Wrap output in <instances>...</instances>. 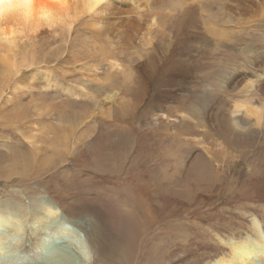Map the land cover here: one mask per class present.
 Here are the masks:
<instances>
[{"label": "rangeland", "instance_id": "1", "mask_svg": "<svg viewBox=\"0 0 264 264\" xmlns=\"http://www.w3.org/2000/svg\"><path fill=\"white\" fill-rule=\"evenodd\" d=\"M217 1L100 0L99 14L83 12L79 2L83 16L70 32L67 27L32 39L20 35L10 47L0 42V264L31 263L42 252L36 243L42 239L67 252L69 263L108 264L98 262L96 237L103 234L108 244L127 233L133 238L132 223L116 213L131 205L128 191L121 194L129 175V187L142 194V186L149 185L153 204L168 207L172 216L167 220L184 231L178 236L184 239L190 228L201 230L199 245H192L187 256L212 252L211 258L231 261L230 242L255 239V226L264 222V149L259 154L250 148L252 153L244 151L239 159L221 139H209L206 127L199 130L189 114L190 103L204 90L199 68L237 66L239 51L250 45L248 33L256 31L238 28L242 39L231 43L238 37L229 31L230 23L205 19L204 11L216 8ZM165 33L169 43L162 39ZM254 39L264 43L261 34ZM18 62L22 66L7 78L9 64ZM166 118L169 125L159 135L155 131ZM139 133L154 145L155 179L139 161L131 167L136 158L149 155L120 154L110 167L90 159L94 144L106 137L124 136L131 146L142 140ZM200 154L206 165L196 163ZM162 164L168 166L167 179H162ZM250 167L256 168L254 174L247 172ZM129 169L135 174L126 173ZM44 206L58 209L66 221L35 214ZM156 230L153 226L149 232ZM145 240L136 260L155 264L159 254L152 246L161 240ZM163 241L170 261L165 264L184 259L185 239Z\"/></svg>", "mask_w": 264, "mask_h": 264}, {"label": "bare ground", "instance_id": "2", "mask_svg": "<svg viewBox=\"0 0 264 264\" xmlns=\"http://www.w3.org/2000/svg\"><path fill=\"white\" fill-rule=\"evenodd\" d=\"M79 2L81 3V5L79 6H82L83 12H89L93 10V13H95L96 11L99 14V10L97 11L96 8L100 4V0H26L27 6L23 10V12L18 13L14 16H8L6 18L0 19V42H4L10 47L15 45V39L20 35H26L27 37L32 39L35 36L43 34L44 31L46 30L55 32L54 29L56 28L61 31L62 29H65L67 27H68L67 31L70 32L72 26L83 16L81 12H78L77 10ZM215 7L216 8H210L209 10L207 8V10L204 11L205 16L207 17V18L204 17L206 21L209 20L211 22L212 20H216V21L224 22L225 24L230 23L231 28L229 29V31H232V34L235 37H238L240 34L239 32H235L237 31L238 28L244 29L243 27H248L250 30H256L257 32L256 31L253 32L249 30V32H253V33L256 32V33L254 35H252L253 33L252 34L248 33V37L252 38L249 40L250 45L247 46L246 44L247 47L243 49L239 48L241 50L239 51L240 54L236 56L239 61V62L237 61L238 63L237 66L233 67V64H228V67H224L220 69H217L216 66L213 67L209 66L207 67V69L199 68L200 78L202 79L204 84V90L201 95L199 96L197 95V97H194L196 101L190 103L191 104L189 110L190 113L189 112L187 113H189L193 119L197 120L196 126H198L199 128L201 127V129L199 130L202 131V128L204 129L206 127L204 134L207 137H209V139L210 138L213 139L216 137L218 140L221 139V141L224 142L227 146H229L232 149H235V151L239 154V159H240V157L245 153L244 151H246L249 154L252 152H256L260 154L261 151L264 149V43L259 41L256 42L258 38L257 40L254 39L256 38V34L258 35V37L261 34L262 40L264 41V0H218ZM213 9H215V12H212ZM190 11L192 12V10ZM85 15L87 14L85 13ZM85 25L86 27L84 28V30L88 31V25L87 24ZM207 30L208 32L210 31L211 33L210 27H207ZM97 31L98 33L102 32L101 30H97ZM258 31L260 32V34ZM221 36L225 37L222 34ZM162 39L163 41L166 40V42L168 41L169 43L171 41V36L165 33L162 36ZM241 39L242 38L238 37L237 39H234L231 43L234 42L233 44H236L238 41H241ZM31 52L32 51L29 50L26 52V54H30ZM21 57H24V55H21ZM6 58L7 57L4 56L3 61L7 64L10 61ZM13 58H15V56ZM9 65H11L10 67L11 69L6 70L7 71L6 74H7V78L11 79L14 77L18 68H20L19 66H22V62H18V64L11 63ZM55 85L58 86V84L56 83ZM198 90L199 89H195V92H197ZM192 96L194 95L192 94ZM82 120L83 118L80 121ZM167 125H169V122L166 118L165 120L159 123L158 125L159 129L155 132L160 135L161 129L165 130V127ZM182 131L185 132L186 130L183 129ZM139 135L142 137V140L140 139V142L131 146L130 145L127 146L124 136L122 137L118 135L115 141L114 140L111 141L112 137L111 139L106 137L107 138L106 140L94 144L93 149L90 153V159L94 163H99V164L100 162L105 161L106 162L105 167H108L110 165V164L108 165L109 161L111 159L119 160L120 156L118 157L117 155L120 154L126 155L128 157L130 155V152L135 151L138 155H149L146 160H139L138 158H136V160L133 161V165L131 164L132 165L131 167H135L137 161H139L140 165L139 163L138 165L140 166L141 170L144 168L146 172H149V174H147L146 172L144 173L149 175L152 179H155L156 164L158 163V161L156 159L157 155L153 150L154 145L153 143L151 144V142L150 143L146 142L143 139V134L139 133ZM127 137L128 136H126V138ZM215 141L217 140L215 139ZM61 145L62 144L59 143L57 146L60 147ZM250 148H252V152ZM200 155L197 156V159L195 157L196 163L200 162V164L206 165V160L202 155L201 156ZM160 158L161 160L162 159L165 160V155L163 154L162 156H160ZM144 163L146 164V166ZM164 163H168L167 160L163 161V164ZM117 164H119V162ZM100 165H102V163ZM138 165L136 167H138ZM164 166L166 167V170L163 171L162 173V179H167L169 176V174H166L168 166L167 165ZM150 167L152 168V170L149 169ZM255 169L256 168H254L253 171L251 170L250 167V171L247 172L249 173V175H251L250 173L254 174ZM100 170L99 173L103 171ZM126 173L135 174V172L132 171L131 169H129V171H127ZM129 176L130 177L123 179L126 182L125 187L126 186L127 187L122 191L121 194H124L126 191H128L127 194L125 193V197L131 201V205H127L125 210H122L121 208L117 209L116 213L121 215L123 214L124 218H126V220H129L132 223V226L134 228L133 238L130 239L131 237V236L129 237L130 233H127L123 235L122 238H120L119 240L114 238L112 242L108 244L107 240L105 239L106 237L104 238L103 234L96 237V238H100L98 239V241H96L97 254L101 257L100 259H98V262L100 263L109 262L108 264H132V262L136 261V263L138 262L137 264H142L143 261V264H146L145 263L146 261L144 260L142 261L136 260L138 252H140L139 244L141 243V241L143 242L145 238L146 240L144 242L151 241V243L153 240L158 242L159 240H161L160 243H155L152 246L153 250L158 249L157 254H159L157 263L155 264H165L164 263L165 259L168 261V263L170 262L167 259L168 257L166 253V246L163 241L164 239L166 241L174 240V242L183 241L184 239L186 240L187 242V247L185 249L186 256H184L183 257L184 259L180 260L178 264H264V222L258 227L255 226L254 229L255 239L250 240V242L248 243L246 242L247 244L245 242L239 244L234 242L229 243V246L231 248V252H230L231 254L230 257L232 258L231 261L230 260L226 261L228 259L225 260L223 258H219V259H216L215 257L211 258V255L213 254L212 252L203 253V254L197 253L191 256H187L188 255L186 254L187 250L190 249L192 245L194 244L199 245V243L196 240H198V238L203 235L200 234L201 230L199 232L197 231V229L192 230L190 228V233L187 234V236L184 239L182 238V236L181 237L178 236V235H182L184 231H182L181 228L175 229L174 226L167 220V218H170L172 216V214L168 215L169 214L168 207H163V205L157 206L153 204L152 202L153 200L151 198L149 191L150 189L149 185L148 187L142 186L143 188L142 194H138L136 192L137 190L133 189L132 186L129 187L128 185L130 183V179L133 178V176L131 175ZM138 176H140V174H138ZM146 179L148 178L146 177ZM131 181H136V180L134 178ZM153 191L159 192V189H155ZM123 200L125 201L124 198ZM37 211L39 212L35 214L38 215L43 214L47 217H55L56 220L59 219L62 222L66 221L64 219L65 218L64 215L60 214L58 209L56 208H50L48 206H44L38 208ZM191 213L195 214V211H192ZM153 226H157L156 233L149 232V230ZM159 226H165V228L158 229ZM253 231L251 230V233ZM205 235L206 237L208 236L209 239L211 238L210 234H208L207 232H205ZM0 236H2L3 238V234L2 235L0 234ZM106 236H108V234ZM2 238L0 239V241L2 240ZM36 243H38L37 246L41 248L42 252H40V255L33 256L31 263L29 262L28 264H54V263L61 264L62 262H64V264H79L78 263L79 261L78 262L72 261L71 263H69L68 261L64 260L65 256H67V252L61 250L60 247L51 246L52 247L51 248L48 245H45L46 240L44 239H42L41 241L38 240ZM114 245H119V246L112 247ZM146 249L144 248V251L141 252L140 258L145 256L147 252ZM190 253L192 252L190 251ZM12 264L15 263L12 262Z\"/></svg>", "mask_w": 264, "mask_h": 264}, {"label": "clouds", "instance_id": "3", "mask_svg": "<svg viewBox=\"0 0 264 264\" xmlns=\"http://www.w3.org/2000/svg\"><path fill=\"white\" fill-rule=\"evenodd\" d=\"M26 6V0H0V19L21 13Z\"/></svg>", "mask_w": 264, "mask_h": 264}]
</instances>
